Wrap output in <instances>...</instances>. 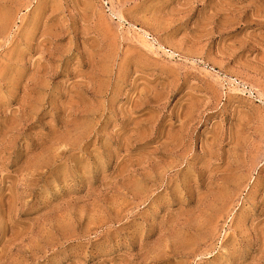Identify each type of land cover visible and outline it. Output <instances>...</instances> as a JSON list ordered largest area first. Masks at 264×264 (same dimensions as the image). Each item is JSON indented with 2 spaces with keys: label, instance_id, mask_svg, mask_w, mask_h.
<instances>
[{
  "label": "rangeland",
  "instance_id": "rangeland-1",
  "mask_svg": "<svg viewBox=\"0 0 264 264\" xmlns=\"http://www.w3.org/2000/svg\"><path fill=\"white\" fill-rule=\"evenodd\" d=\"M0 264H264V0H0Z\"/></svg>",
  "mask_w": 264,
  "mask_h": 264
}]
</instances>
